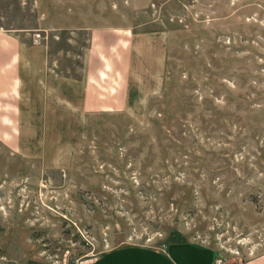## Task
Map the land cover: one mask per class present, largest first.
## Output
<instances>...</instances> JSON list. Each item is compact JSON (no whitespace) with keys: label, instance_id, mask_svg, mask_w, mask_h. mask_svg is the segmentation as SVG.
<instances>
[{"label":"rangeland","instance_id":"obj_1","mask_svg":"<svg viewBox=\"0 0 264 264\" xmlns=\"http://www.w3.org/2000/svg\"><path fill=\"white\" fill-rule=\"evenodd\" d=\"M106 26L130 33L127 97L83 109L89 30ZM0 29L27 82L0 107V264L264 250V0H0Z\"/></svg>","mask_w":264,"mask_h":264},{"label":"crops","instance_id":"obj_2","mask_svg":"<svg viewBox=\"0 0 264 264\" xmlns=\"http://www.w3.org/2000/svg\"><path fill=\"white\" fill-rule=\"evenodd\" d=\"M128 39L130 33L125 27L90 28L84 59L85 75L81 85L83 109L117 108L126 99ZM23 60L18 38L0 29L1 108H14L18 105L20 91L27 83L21 69ZM106 82L108 88H104ZM1 120L8 122L5 117ZM212 257L213 251L210 248L191 243L169 245L166 253L124 244L101 252L88 264H212ZM243 264H264V250L249 256Z\"/></svg>","mask_w":264,"mask_h":264},{"label":"built area","instance_id":"obj_3","mask_svg":"<svg viewBox=\"0 0 264 264\" xmlns=\"http://www.w3.org/2000/svg\"><path fill=\"white\" fill-rule=\"evenodd\" d=\"M215 264H223V263H221L220 259H216V263Z\"/></svg>","mask_w":264,"mask_h":264}]
</instances>
